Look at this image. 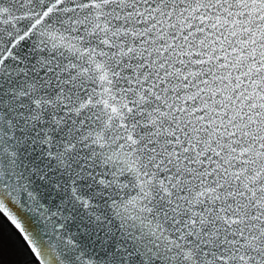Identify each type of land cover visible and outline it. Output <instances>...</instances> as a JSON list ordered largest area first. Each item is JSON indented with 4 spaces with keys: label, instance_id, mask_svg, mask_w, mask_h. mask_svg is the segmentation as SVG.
<instances>
[{
    "label": "snow or ice",
    "instance_id": "obj_1",
    "mask_svg": "<svg viewBox=\"0 0 264 264\" xmlns=\"http://www.w3.org/2000/svg\"><path fill=\"white\" fill-rule=\"evenodd\" d=\"M0 213L39 264H264V0H0Z\"/></svg>",
    "mask_w": 264,
    "mask_h": 264
},
{
    "label": "rangeland",
    "instance_id": "obj_2",
    "mask_svg": "<svg viewBox=\"0 0 264 264\" xmlns=\"http://www.w3.org/2000/svg\"><path fill=\"white\" fill-rule=\"evenodd\" d=\"M23 257L25 252L18 238L0 216V264H13Z\"/></svg>",
    "mask_w": 264,
    "mask_h": 264
},
{
    "label": "trees",
    "instance_id": "obj_3",
    "mask_svg": "<svg viewBox=\"0 0 264 264\" xmlns=\"http://www.w3.org/2000/svg\"><path fill=\"white\" fill-rule=\"evenodd\" d=\"M0 216L4 220V222L10 227V229L14 232V234L16 235L22 246V250L25 252V257H23L21 260H18V262L16 260V262H14L13 264H27V263L39 264V262L33 256L32 252L30 251V249L28 248V246L26 245L25 241L22 239L18 231L9 223V221L2 215V213H0Z\"/></svg>",
    "mask_w": 264,
    "mask_h": 264
},
{
    "label": "water",
    "instance_id": "obj_4",
    "mask_svg": "<svg viewBox=\"0 0 264 264\" xmlns=\"http://www.w3.org/2000/svg\"><path fill=\"white\" fill-rule=\"evenodd\" d=\"M2 215H3V213H2ZM4 216V215H3ZM5 217V216H4ZM6 218V217H5ZM7 219V218H6ZM10 223V222H9ZM11 224V223H10ZM12 225V224H11ZM13 226V225H12ZM14 227V226H13ZM15 228V227H14ZM16 229V228H15ZM18 233H19V231H18ZM20 234V233H19ZM22 237V236H21ZM22 239H23V237H22ZM24 240V239H23ZM26 243V242H25ZM26 245H27V243H26ZM28 246V245H27ZM29 248V247H28ZM30 249V248H29ZM30 251H31V249H30ZM33 254V253H32ZM33 256H34V254H33ZM35 257V256H34ZM39 262V261H38Z\"/></svg>",
    "mask_w": 264,
    "mask_h": 264
}]
</instances>
